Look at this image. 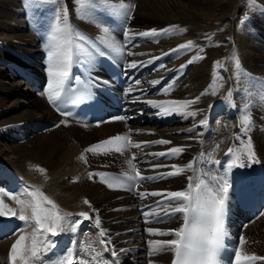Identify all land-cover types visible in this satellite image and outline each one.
I'll use <instances>...</instances> for the list:
<instances>
[{
  "label": "bare ground",
  "instance_id": "1",
  "mask_svg": "<svg viewBox=\"0 0 264 264\" xmlns=\"http://www.w3.org/2000/svg\"><path fill=\"white\" fill-rule=\"evenodd\" d=\"M123 2L135 5L130 25L132 33L151 29L159 31L169 26H178L159 37L150 36L149 39L143 40L139 47L135 45L129 47L128 52L130 50L132 53L129 58L133 59L135 53H142L155 63L162 62L166 68L161 69L172 73L173 89L166 101H190L181 111L196 113L195 116L187 118L182 115V119L179 114H171L177 115V119L183 121L176 126L161 128L163 126H160L159 122L154 128L141 126L145 133L151 132L149 139L171 141L170 144H154L153 150L168 152L174 147L184 149L182 153L165 161H159L155 155H150L154 154L150 148L134 149L136 155L148 151V156L139 166L141 174L147 177L173 171L171 167L153 168L152 165L175 164L183 167L193 161V158L200 161L202 158L200 153H204L210 161L227 163L229 158H221L223 150L218 155L216 152L220 148H226L229 143L230 146V141H236L239 145L238 150L244 151L247 138L244 136L242 138L240 129L233 128L238 123L236 120L227 122L225 117L226 124L220 125L218 122L215 135H210L207 139L202 137L200 121L203 119L208 121V112L213 106V101L226 92L225 88L223 90L219 88L216 82L218 77L227 79L231 106L240 102L241 107L245 109L244 105L249 103L245 110L247 116H252L254 126L250 128L248 138L251 140L255 155L264 162V27L263 18L260 17V8H264L261 3H264V0H123ZM39 3L43 7L46 25L37 28L46 33L48 48L45 49L38 35L32 30L36 20L30 13L31 7ZM65 6L70 23L79 27L80 32L91 30L103 34L106 40H113L109 32H104L93 22L88 11V0H81L79 5H74V0H65L64 4L59 5L38 0H0V181L7 180L10 184L9 191L2 198L10 208L16 209L18 216L20 205L11 199L8 193L16 190L18 194L28 185L39 189L54 201L61 214H73V219L76 218L75 214L81 212L89 214L90 219H84V225H79L75 235L68 231L56 237L49 234V239L55 240L57 247L47 252V255L41 251L39 255L42 260L63 252L70 247L73 239L77 242L78 251L86 248L87 254L84 258L90 260L97 250L102 251L103 246L99 245L98 237V231L102 229L111 240L108 248L114 247L123 259L135 263L145 254L137 248L138 245L149 247L146 243L149 240L173 238L168 235H151L147 232L148 228L167 231L179 227L181 221L177 214L162 222L141 226L138 220L142 215L133 206L136 197H133L129 190L109 187L108 182L99 176L93 177L96 183L89 181L91 170V173H96V169L100 167L128 169L126 166L128 158L114 150L100 149L97 153L85 151L91 142L125 129L124 121L95 125L65 119L53 109L45 93L26 88L30 85L29 78L32 75H41L48 80L42 62L51 46L49 34L54 22V9ZM74 7L80 8L81 11L77 13ZM243 7L249 9L248 21L236 14ZM230 10L231 14L228 15L227 12ZM61 23L63 26V20ZM228 36L230 38H227ZM226 39L228 40L224 46L220 40ZM190 40L193 42L191 49L174 51L176 46L187 44ZM158 53H162L163 56L157 58ZM141 56H137L136 59ZM197 56L201 58L197 59ZM189 60L192 62L189 63ZM236 60L239 67L236 66ZM181 65L185 66L181 68ZM218 67H221L220 72H214ZM258 96H261L262 100L259 101ZM196 97L199 99H195ZM225 98L226 94L222 99ZM259 110L263 111L262 114ZM224 119L219 120L224 122ZM62 120L68 121L67 126L60 124ZM58 124L59 127L56 126ZM141 127L139 131L142 130ZM238 136L240 139H237ZM134 140L136 143L145 142L140 135H135ZM203 141L207 143L204 144ZM208 142L213 144V147L205 150ZM82 155L87 163L81 159ZM151 159L153 160L149 161ZM208 160V170L212 174L223 175L224 168L219 166L220 163L213 164ZM7 163L12 164L11 166L22 175L16 170L5 171L1 165ZM145 163H148V168H145ZM197 164H194V170ZM5 172L7 176L2 179ZM193 174V171H185L180 175L158 179L152 184V181H147L148 185H141L138 193L142 192L141 188L148 190V193L183 190L187 184V176ZM231 179H234L233 175ZM4 186L3 182L0 190ZM85 200L89 203L86 204ZM165 207L166 204H161L158 213L164 212ZM27 214L30 215V210ZM10 216H0L1 219L10 218L9 222H13L3 225V228L0 226V234L12 228L14 223L23 226L24 231L19 234L32 232V227H25L24 222L19 221L16 216ZM97 218L101 222L98 227ZM142 227L143 235L146 237L144 242L139 240L142 239ZM4 238L6 237H0V264H10V249L18 235ZM243 240L240 248L242 254H259L260 257H264V211L254 221L247 223ZM30 243L29 237L25 244ZM120 249L125 251L120 252ZM147 256L149 264H170L173 258L169 251L154 252ZM17 264H20V261H17ZM29 264H42V261H30ZM252 264H264V260L254 261Z\"/></svg>",
  "mask_w": 264,
  "mask_h": 264
},
{
  "label": "snow or ice",
  "instance_id": "2",
  "mask_svg": "<svg viewBox=\"0 0 264 264\" xmlns=\"http://www.w3.org/2000/svg\"><path fill=\"white\" fill-rule=\"evenodd\" d=\"M38 2H51L53 4H64L65 0H38ZM81 0H74V5H79ZM88 11L99 12L100 8L109 11L110 15L118 16L121 21V26L124 27L122 33L125 38V42L131 43L136 36L140 37H159L161 35L170 32L171 28L178 26H169V28L151 29L146 32H139L133 35H129L127 28V22L131 19L132 9L135 8L134 4H129L121 0L120 3H109V0H88ZM74 11L79 13L80 8L74 7ZM55 16L54 22L50 29L49 41L51 46L47 52V65L46 74L48 77L45 94L50 104L60 113L62 116H71L70 111H64L61 108V104L67 102V93L65 92V85L68 84L69 91H71V85L69 83L70 77L73 81H78V77L71 74V69L74 63H86L91 62L97 55H107L108 50L121 53L123 48L121 44L115 39L99 41V37H88L80 32L78 28L73 26L68 17L69 13L67 7L54 9ZM84 18V17H81ZM63 20V26L61 21ZM98 25L101 24L99 20L96 21ZM104 32H109L108 25H102ZM186 31V30H185ZM158 42V41H157ZM193 47V42L190 40L187 44H180L176 46L174 51L187 50ZM201 51L203 49L201 48ZM131 55V51L127 53ZM201 57L197 56V59ZM192 61L189 60V63ZM143 62L132 61L129 67L136 68L137 65ZM217 64L219 62H216ZM185 65H181L183 68ZM236 66L239 67L238 60H236ZM164 67V65H160ZM134 84H139V80H134ZM152 83H158L153 81ZM93 87L95 85H92ZM131 91V88L129 89ZM167 91V90H165ZM92 94L88 92L86 95H78L71 102L73 104L78 103L86 98H91ZM195 99H199L196 97ZM99 104V100H97ZM147 103L154 108L160 110L161 114L171 115L179 114L187 116H195V112L184 113L181 109L187 107L190 101H162L157 102L155 100H148ZM115 119L123 120L125 117H115ZM244 124L246 126L251 125V119L249 116L244 117ZM201 125L207 124L206 120L200 121ZM60 124L67 126L68 121L62 120ZM60 124L56 125L57 127ZM247 129L245 128V131ZM237 139H240L238 136ZM170 144L169 140H159L151 142H140L133 144L130 136L117 135L109 138L103 142L94 144L85 149L86 152L97 153L105 146H114V151L123 154L125 150L130 148H141L142 145L147 144ZM218 147V146H217ZM183 147L171 148L168 152H160L150 155H157L160 157L171 158L183 152ZM205 154L200 153L203 157ZM227 155L230 159L227 162L226 170L223 175L212 174L210 171L194 170V164L199 163L196 158L190 161L187 165L181 167L179 165H163L154 164L153 168L159 167H171L173 171L167 173H161L157 176H142L137 169L136 163L133 161L136 159L135 154L131 159L126 161L131 172H124L123 177L129 181L128 187L132 190H136L138 184L141 181H153L157 179H166L168 176L180 175L185 171H193V175L187 176V185L183 190L160 192L152 191L139 192L138 195L141 199L148 196L156 197L161 196L163 199L158 201V204H166L163 209L165 217H175L179 214L181 221L180 226L175 229H169L167 231H161L158 229L148 228L147 232L151 235L160 236H172V239L168 240H149L146 243L149 245L146 252L151 256L154 252L169 251L173 254L171 264H225L222 258V253L227 250L225 245L226 228L225 218L227 215V204L229 196V188L231 187L228 179L229 171L233 167L245 166V159L248 162V166H251L255 162V151L253 149L250 138H247V145L243 152L237 150V153L233 154V150L229 148ZM81 159L86 158L82 155ZM213 164H219L220 161H210ZM207 163V162H206ZM43 171V169H41ZM103 173H89V179L94 176H103ZM78 180V178H76ZM119 182L120 178H115ZM109 187H112V183H108ZM123 187L124 185L121 184ZM8 196L13 199L18 205H20L19 215L17 216L16 209L10 208L5 204L4 199L0 197V216L7 217L9 215L16 216L19 221L24 222L25 227H32L30 234H19L24 229L13 230L12 235H18L15 243L10 249V264H29L30 261H42V264H119L117 259L118 253L113 247L109 249L107 245L111 243L110 238L106 237V232L102 229L98 231L99 245L103 246L102 252H109V257L102 256L101 251L95 252L89 259H85L87 250L81 249L77 252V242L73 239L70 242V247L66 248L58 255H53L47 260H42L39 255L41 251L47 252L57 247V242L51 237H56L66 231L76 234L79 225L84 219H90L89 214L81 212L75 214L76 218L73 219V214L66 213L61 214L58 206L47 195H45L39 189L27 186L20 190L18 194L8 193ZM24 197V198H21ZM86 204L89 201H84ZM30 210V215L27 214ZM151 212L142 211V215L147 216ZM162 222V221H160ZM100 220L96 219V226L100 225ZM31 238L30 245H26L25 241ZM244 243L243 238L240 239L239 245ZM120 252L125 251L120 249ZM235 264H252L254 261L264 260V257L252 255H244L237 247L234 252Z\"/></svg>",
  "mask_w": 264,
  "mask_h": 264
},
{
  "label": "rangeland",
  "instance_id": "3",
  "mask_svg": "<svg viewBox=\"0 0 264 264\" xmlns=\"http://www.w3.org/2000/svg\"><path fill=\"white\" fill-rule=\"evenodd\" d=\"M261 4L264 5V3H261ZM248 10H249L248 8H246V7L244 8V7H243V8H241V9H239V10L237 11L236 14L239 15V16L241 15L242 19H245L246 16H247V12H248ZM231 11H232V10H230V11L227 12L228 15L231 14ZM260 11H263V8H260ZM238 13H239V14H238ZM263 17H264V16H263ZM262 26L264 27V19H263V24H262ZM258 29H259L261 32H263V30H262L261 28L258 27ZM227 38H230V37L228 36ZM227 40H228V39H226V40H220V43L223 44V45L225 46L226 43H227ZM218 41H219V40H217V42H218ZM250 74H251V73H250ZM219 79H221V77H218V78L216 79V82H217V83H218ZM222 81L225 83V80H224V79H222ZM259 85H261V83H259ZM30 86H31V85H28L26 88H27L28 90H31L32 87H30ZM28 87H29V88H28ZM32 90H33V89H32ZM35 92H36V91H35ZM39 93H40V92H39ZM257 99H259V101H260V99L262 100L261 96H258ZM259 111H260V113L262 114L263 111H262V110H259ZM223 114L225 115V112H220V113H218V115H217V117H218V122L221 123L220 125H222V124H223V125L226 124L225 119H224L225 117H226V121H227V122H230V119H228L227 116L223 117V116H224ZM219 117H221V118H219ZM219 119H222V120L224 119V122H225V123H224L222 120H219ZM220 121H221V122H220ZM236 122H237V121H236ZM219 123H218V124H219ZM215 130H216V131H215ZM179 131H183V130H179ZM179 131H178V132H179ZM216 133H217V128H215V129L213 128V129H212V136H213V134L215 135ZM212 136H211V137H212ZM247 138H248V137H247ZM245 140H246V139H245ZM209 147H210V146H209ZM221 149H224V148H220L219 151H218V149H217V151H218V152H216L217 155L219 154V152L221 151ZM214 154H215V153H214ZM217 155H216V156H217ZM260 160H261V158H260ZM261 161L263 162V160H261ZM263 163H264V162H263ZM7 164H8V163H7ZM7 164H2V165H1L3 168H5V171H6V170H11V171H15V170H16V171H17V169H16L15 167L11 166L12 164H11V165H10V164L7 165ZM17 172L20 173L19 171H17ZM91 172H92V170H91ZM20 174H21V173H20ZM21 175H22V174H21ZM89 181L92 182V183H96V182H95L96 180H95L94 178L89 179ZM3 182H5V180H4ZM26 185H27V181H26ZM27 186H28V185H27ZM0 188H1V184H0ZM14 192L17 193V191H14ZM0 196H3V194H0ZM258 219H260V217H259ZM4 239H6V238H4ZM0 242H1V241H0Z\"/></svg>",
  "mask_w": 264,
  "mask_h": 264
}]
</instances>
